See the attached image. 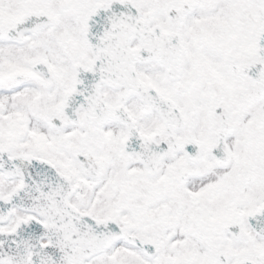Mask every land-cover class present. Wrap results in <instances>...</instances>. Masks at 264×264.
Returning <instances> with one entry per match:
<instances>
[{"label":"snow or ice","instance_id":"1","mask_svg":"<svg viewBox=\"0 0 264 264\" xmlns=\"http://www.w3.org/2000/svg\"><path fill=\"white\" fill-rule=\"evenodd\" d=\"M0 264H264V0H0Z\"/></svg>","mask_w":264,"mask_h":264}]
</instances>
